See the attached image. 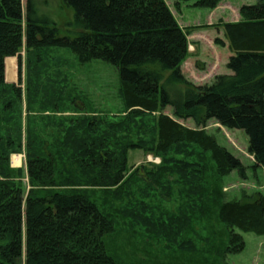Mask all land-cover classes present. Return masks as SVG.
<instances>
[{
	"label": "trees",
	"instance_id": "trees-1",
	"mask_svg": "<svg viewBox=\"0 0 264 264\" xmlns=\"http://www.w3.org/2000/svg\"><path fill=\"white\" fill-rule=\"evenodd\" d=\"M177 1L179 4L190 1L194 7L214 11L223 0ZM64 2L75 15L70 24L77 30L75 38L61 37L54 22L35 17L34 0H26L25 9L23 0H0V264H21L24 243L23 264H121L109 255L106 242V237L115 232L114 222L87 192L70 189L65 194L53 193L83 187L82 182L91 188L122 193L130 169L128 152L134 150L164 159L151 176L156 177L155 183L160 184L163 177L178 172L195 189L190 188L189 192H200L204 216L210 215L209 202H212L218 221L229 230L226 253L238 254L244 248V239L234 230L263 236V194L224 202L221 190L205 177L207 167L195 174L193 168L199 163L176 160V156L191 154L184 146H193L211 156L218 176L236 171L246 179L247 170L241 161L205 131L207 123L215 121L225 129L244 131L255 168L264 169V0H257L254 6H243L240 21L225 26L232 52L226 65L230 74L217 76L206 86L194 85L182 72L190 53L188 35L165 0ZM24 48L29 52L67 49L81 64L102 61L112 65L119 74L124 112H130L134 118L156 115L151 144L145 140L115 139L117 131L112 129L114 126L119 129L122 122L110 124L107 129L99 118L90 116L75 120L74 126L66 130L61 124L65 132L61 131V136L64 135L55 146L56 153L42 146L34 147L35 141L30 137L27 173L33 190L24 201L19 181L23 174L9 168L11 154L19 153L21 147L22 91L6 83V74L8 78L11 75L9 59L19 58ZM20 65L21 62V70ZM30 86L31 108L37 105L33 100L39 88L33 92ZM52 90H45L46 99L40 100L41 112L56 109V98H50L47 92ZM167 108L173 110L174 118L164 114ZM46 116V120L53 118ZM176 119H191L198 127L186 128ZM5 134L12 137L6 139ZM169 153L174 157H169ZM66 162L70 170L65 173ZM74 166L81 169L83 176L78 177L79 171L73 170ZM203 180L210 189L202 184ZM194 181L199 185L195 186ZM131 215L127 217L132 218ZM141 218L149 234H158V219L147 212ZM181 220L173 218L174 223ZM182 230L170 231L174 241L176 231L179 237Z\"/></svg>",
	"mask_w": 264,
	"mask_h": 264
},
{
	"label": "rangeland",
	"instance_id": "rangeland-1",
	"mask_svg": "<svg viewBox=\"0 0 264 264\" xmlns=\"http://www.w3.org/2000/svg\"><path fill=\"white\" fill-rule=\"evenodd\" d=\"M34 1L35 17L54 22L61 37L77 36V30L70 26L75 19L74 12L65 5L64 0ZM165 1L188 35L190 53L182 66V72L188 81L197 86H206L211 85L217 76L230 74L226 65L232 52L225 36V26L240 21V9L256 5L257 0H223L214 11L194 7L190 1L180 4L177 0ZM23 3L25 9L26 0ZM27 51L24 48L18 54L19 58L9 59L10 78L6 74V83L22 91L19 105L22 114L21 147L19 153L11 154L9 168L23 174L19 181L22 183L24 201L33 190L27 173L30 137L35 141L34 147L41 149L42 146L48 152L56 153L55 146L62 142L64 135L61 136V131L65 132L67 128L74 126L75 120L90 116L99 118L107 129L111 127L110 124L122 122L118 130L115 129L116 124L113 125L112 131H117L115 139L124 141L126 138L129 142L145 140L151 144L156 115L134 118L130 112H124L119 94V74L112 65L102 61L81 64L71 51L61 48H48L41 52ZM8 72L7 70L6 73ZM30 84L33 92H36V88L41 89H38L33 100L37 105H32L31 108L28 106ZM48 88L52 90L47 91L48 96L56 98L57 104L54 106L56 109L44 113L39 106L40 100L46 99L45 90ZM164 114L174 118L171 108H167ZM46 115L53 117L52 120H46ZM122 117L126 119L120 121ZM176 120L189 129L198 127L191 119ZM61 124H64L65 130ZM204 129L220 146L241 161L247 170L246 179L241 178L236 171L225 177L218 176L211 156L193 146H184L191 154L178 155L176 160L199 163L200 166L193 168L195 174L207 167L205 177L221 190L224 202L241 201L245 195H264V169L255 168V160L248 153L249 139L245 132L225 129L215 121H209ZM6 134L4 138L12 137ZM128 155L130 169L128 179L121 188L122 193L91 188L86 182H82L83 187L53 193L61 194L70 189L87 192L86 195L114 222L115 232L106 237V242L109 255L116 261L121 264H264V235L234 230L235 234L244 239V248L238 254L226 253L225 247L229 244L228 228L218 221L217 210L215 212L212 202H209L210 215L206 213L204 216L203 198L201 200L198 195L200 192H189L190 188H194L186 184L178 172L163 177L160 184L155 183L156 177L151 176L156 174V167L164 160L162 157L147 154L143 150L129 151ZM168 156L174 157L170 153ZM189 156L191 157L186 158ZM68 165L66 162L63 169L65 173L70 170ZM77 169L78 167H73V170L79 171L78 177L83 176L81 169ZM204 183L207 181L203 180L202 184L206 185ZM194 184L199 185L195 181ZM206 187L210 189L209 185ZM146 212L160 221L157 236L149 234L142 226L141 216ZM130 213L133 219L127 217ZM176 217L182 219L181 223L173 222ZM172 228L183 229L179 237L176 236V231L175 241L170 235ZM23 252L25 259V243ZM23 259L21 264L24 263Z\"/></svg>",
	"mask_w": 264,
	"mask_h": 264
},
{
	"label": "bare ground",
	"instance_id": "bare-ground-1",
	"mask_svg": "<svg viewBox=\"0 0 264 264\" xmlns=\"http://www.w3.org/2000/svg\"><path fill=\"white\" fill-rule=\"evenodd\" d=\"M17 159H19V158H17Z\"/></svg>",
	"mask_w": 264,
	"mask_h": 264
}]
</instances>
